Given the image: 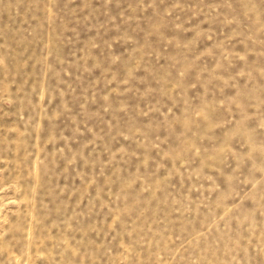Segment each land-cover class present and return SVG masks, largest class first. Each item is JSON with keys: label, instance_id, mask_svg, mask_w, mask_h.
<instances>
[{"label": "rangeland", "instance_id": "rangeland-1", "mask_svg": "<svg viewBox=\"0 0 264 264\" xmlns=\"http://www.w3.org/2000/svg\"><path fill=\"white\" fill-rule=\"evenodd\" d=\"M0 264H264V0H0Z\"/></svg>", "mask_w": 264, "mask_h": 264}]
</instances>
